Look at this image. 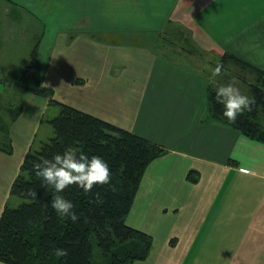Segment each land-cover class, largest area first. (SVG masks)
Returning a JSON list of instances; mask_svg holds the SVG:
<instances>
[{"label": "crops", "instance_id": "obj_1", "mask_svg": "<svg viewBox=\"0 0 264 264\" xmlns=\"http://www.w3.org/2000/svg\"><path fill=\"white\" fill-rule=\"evenodd\" d=\"M19 1L43 23L37 59L53 95L25 89L8 122L0 216L53 99L167 150L127 216L153 237L133 264H264V142L213 120L207 91L224 53L264 69V0Z\"/></svg>", "mask_w": 264, "mask_h": 264}, {"label": "trees", "instance_id": "obj_2", "mask_svg": "<svg viewBox=\"0 0 264 264\" xmlns=\"http://www.w3.org/2000/svg\"><path fill=\"white\" fill-rule=\"evenodd\" d=\"M37 48L38 43L32 54L34 63L25 67L34 71L35 84L21 85L37 94L50 96L53 89L41 84ZM221 62L228 72L215 77L216 86L236 77L241 90L254 97L255 103L250 112L238 115L235 122L229 121L223 115V106L215 101L214 87L208 82L209 116L264 142V69L229 53L222 55ZM51 101L60 106L58 114L50 120L54 136L27 153L11 187V194L22 201L17 206L7 204L0 216V261L6 264H97L93 237L105 257L104 264H133L145 259L153 237L129 225L127 216L147 165L167 150L93 114ZM20 111L21 106H18L11 119ZM7 125L0 138L3 141L0 147L11 150ZM69 148L102 156L112 173L109 184H97L89 193L75 185L64 190L63 194L76 206L79 214L76 221L59 217L51 209V193L40 186V178L35 176L32 167L39 160ZM190 177L193 178L192 174ZM28 189H36L37 197L32 198ZM97 193L100 203H97ZM56 248L67 249V255L58 257Z\"/></svg>", "mask_w": 264, "mask_h": 264}, {"label": "clouds", "instance_id": "obj_3", "mask_svg": "<svg viewBox=\"0 0 264 264\" xmlns=\"http://www.w3.org/2000/svg\"><path fill=\"white\" fill-rule=\"evenodd\" d=\"M223 63H217L211 69L209 84L215 89V101L223 106V115L229 121L235 122L237 116L245 111H251L255 98L243 92L239 87L236 77L224 84L216 86L215 77L227 73ZM35 176L40 178V186L51 193L50 207L59 217L70 218L72 221L79 219L75 211L73 200L67 198L63 193L71 185L82 189L85 193L92 191L97 184H109L112 179L109 163L100 155H89L85 151L66 149L62 153L45 157L32 165ZM241 171H249L242 168ZM32 198L37 197L36 189H28ZM97 203H100L99 193ZM55 254L58 257L67 255V249L56 248Z\"/></svg>", "mask_w": 264, "mask_h": 264}, {"label": "rangeland", "instance_id": "obj_4", "mask_svg": "<svg viewBox=\"0 0 264 264\" xmlns=\"http://www.w3.org/2000/svg\"><path fill=\"white\" fill-rule=\"evenodd\" d=\"M31 12V6L27 3L19 0H0V76L5 83V90L0 93V138H3L7 123L22 102L25 89L21 84H35L34 71L25 67L34 63L32 54L39 41L43 23L33 17ZM220 60L219 57L214 58L211 61V69ZM41 81L44 86L42 78ZM59 110L58 104H53L45 110L43 126L34 135L33 150L38 149L43 141H48L54 136V128L50 120L58 114ZM2 143L3 141H0L1 145ZM13 198L18 202H11L12 206H17L22 201L17 196ZM93 244L95 263L104 264L105 257L95 237H93Z\"/></svg>", "mask_w": 264, "mask_h": 264}]
</instances>
